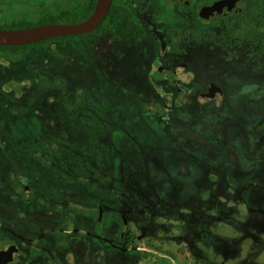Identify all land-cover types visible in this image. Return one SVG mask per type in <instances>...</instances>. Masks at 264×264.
<instances>
[{
	"label": "flooded vegetation",
	"instance_id": "obj_1",
	"mask_svg": "<svg viewBox=\"0 0 264 264\" xmlns=\"http://www.w3.org/2000/svg\"><path fill=\"white\" fill-rule=\"evenodd\" d=\"M142 4L153 9L142 10ZM109 10L111 16L97 29L82 35L78 56L50 52L52 80L31 68L4 64L0 264H166L164 255L142 259L137 231L150 218L138 215L155 207V197L167 196L170 181L186 185L197 178V151L175 168L155 172L153 162L139 158L166 141L171 130L148 128V122L139 129L138 119L158 121L190 103L218 106L216 98L200 101L210 84L220 93L244 86L241 79L233 85L219 66L213 78L200 80L198 68L181 58L179 45L187 40L210 41L213 61L222 57L237 72L252 69L264 77V0H111ZM75 64L82 71H74ZM164 68L192 72L194 78L186 84L184 77H166ZM138 86L144 89L137 92ZM198 86L203 90L196 93ZM235 131V141L247 138L245 128ZM154 136L160 143L147 141ZM223 138L210 148L226 154L232 174L239 162L231 157L235 146ZM158 180L164 190L155 192ZM157 212L168 216L163 207Z\"/></svg>",
	"mask_w": 264,
	"mask_h": 264
},
{
	"label": "rangeland",
	"instance_id": "obj_2",
	"mask_svg": "<svg viewBox=\"0 0 264 264\" xmlns=\"http://www.w3.org/2000/svg\"><path fill=\"white\" fill-rule=\"evenodd\" d=\"M81 2L84 0H0V28L18 21L36 26L48 16ZM148 7L153 9L151 4L140 6L142 10ZM84 42L82 35L70 36L50 39L17 55L12 51H0V80L5 73L4 64L11 62L24 66L26 70L31 68L35 73L40 72L44 74V80L50 81L54 78L50 52L65 50L78 56ZM179 47L183 48L181 58L187 65L198 68L200 80L213 78L212 72L219 66L228 73L233 85L241 79L244 86L222 88L218 106L190 103L181 108L174 107V110L158 117V121L138 119L141 121L139 129L141 124L148 122V128L167 127L171 130L166 141L159 147L144 151L139 161L153 162L155 172L167 171L197 151V178H189L186 185L170 181L168 190H165L167 196L158 194L159 197L153 199L155 207H149L143 215H138L150 220L147 221L148 226L137 231L142 240L140 242L139 239L140 243L135 245L144 249L142 259L146 262L164 255L166 264H264V77L252 69L246 73L237 72L236 67L223 64L222 57L219 62L213 61L216 50L210 41L187 40ZM73 70H81L80 65H73ZM201 86L194 89L196 93L203 90ZM143 89L138 86L136 91ZM160 106L151 108L159 111ZM138 107L145 108L144 105ZM240 127L245 128L244 136L247 138L239 137V141H235V130ZM145 128L143 126V130ZM223 136L235 146L234 154L230 156L239 162L232 174L226 154L210 148V144L220 146ZM160 139L154 136L148 137L147 141L155 144L160 143ZM237 145L241 148H236ZM156 183L153 191H163V182L158 180ZM189 187H193L197 195H191L193 189L189 191ZM219 191L228 195L212 197ZM205 192L208 196L202 195ZM162 207L169 217H161L162 211L157 212Z\"/></svg>",
	"mask_w": 264,
	"mask_h": 264
},
{
	"label": "water",
	"instance_id": "obj_3",
	"mask_svg": "<svg viewBox=\"0 0 264 264\" xmlns=\"http://www.w3.org/2000/svg\"><path fill=\"white\" fill-rule=\"evenodd\" d=\"M173 1L179 4H185V0ZM110 6L111 0H96L93 11L85 20L79 23H52L22 29H0V46H28L50 39L86 35L99 27L106 17ZM163 73H165L166 77H172L173 79L184 77L186 78V84L190 83L194 78L192 72H186L184 74L179 72L170 73L168 69L164 68ZM211 98H216L217 105H219L220 88L215 84L209 85L207 93L200 96V101L204 103ZM179 99L180 98H178V100ZM178 105H182V103Z\"/></svg>",
	"mask_w": 264,
	"mask_h": 264
},
{
	"label": "trees",
	"instance_id": "obj_4",
	"mask_svg": "<svg viewBox=\"0 0 264 264\" xmlns=\"http://www.w3.org/2000/svg\"><path fill=\"white\" fill-rule=\"evenodd\" d=\"M96 4V0H84V2H81L79 4L74 5L73 7L66 9V10H60L56 14H52L48 16L43 22H40L39 24H52V23H61V24H72V23H79L83 20H85L90 13L93 11ZM111 16L110 10L108 11L106 17ZM105 17V18H106ZM104 18L103 21L106 19ZM33 26L32 24L29 25L25 21H18L13 22L11 25L5 28L0 29H22ZM70 38V37H65ZM49 40L37 43L42 44ZM37 44H32L28 46H17V47H6V46H0V51H12V52H19V51H25L27 49L32 48L33 46Z\"/></svg>",
	"mask_w": 264,
	"mask_h": 264
}]
</instances>
